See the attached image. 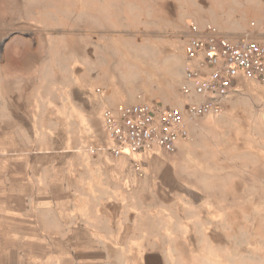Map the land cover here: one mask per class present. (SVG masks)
I'll list each match as a JSON object with an SVG mask.
<instances>
[{"label": "rangeland", "instance_id": "1", "mask_svg": "<svg viewBox=\"0 0 264 264\" xmlns=\"http://www.w3.org/2000/svg\"><path fill=\"white\" fill-rule=\"evenodd\" d=\"M191 24L264 43V0H0V86L21 82L23 144H35L34 125H48L49 105L64 122L62 100L74 115L87 103L115 107L139 97L184 109ZM189 133L183 173L195 194L178 206L187 224L143 248L151 254L118 252L111 264H264V85L241 82L219 116L189 123Z\"/></svg>", "mask_w": 264, "mask_h": 264}, {"label": "crops", "instance_id": "2", "mask_svg": "<svg viewBox=\"0 0 264 264\" xmlns=\"http://www.w3.org/2000/svg\"><path fill=\"white\" fill-rule=\"evenodd\" d=\"M0 77L5 80L1 70ZM12 79L9 88L0 86V264H111L118 252L151 254L143 248L160 245L154 240L187 224L179 209L195 194L183 173L187 142L172 155L157 150L113 158L84 149L78 157L76 149L87 144L110 145L102 115L114 107L87 103L74 115L62 100L64 122L49 105L48 125H34L35 144L24 145L21 82ZM69 127L83 139L72 140ZM37 133L48 140L39 142ZM151 229L161 234L151 238Z\"/></svg>", "mask_w": 264, "mask_h": 264}, {"label": "built area", "instance_id": "3", "mask_svg": "<svg viewBox=\"0 0 264 264\" xmlns=\"http://www.w3.org/2000/svg\"><path fill=\"white\" fill-rule=\"evenodd\" d=\"M254 26V24H252ZM184 46V85L181 93L190 100L184 109L147 103L138 98L131 105L103 111L110 142L108 147H89L91 155L106 152L139 156L160 151L172 155L179 142H188V124L219 116L226 97L241 82L264 85V43L260 40L224 36L214 26H189ZM139 172V164H134Z\"/></svg>", "mask_w": 264, "mask_h": 264}]
</instances>
